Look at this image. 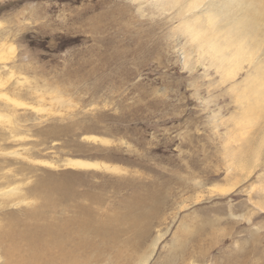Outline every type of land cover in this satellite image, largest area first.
Returning <instances> with one entry per match:
<instances>
[{
	"label": "rangeland",
	"instance_id": "374dc122",
	"mask_svg": "<svg viewBox=\"0 0 264 264\" xmlns=\"http://www.w3.org/2000/svg\"><path fill=\"white\" fill-rule=\"evenodd\" d=\"M142 1L0 0V264H264L252 66Z\"/></svg>",
	"mask_w": 264,
	"mask_h": 264
},
{
	"label": "bare ground",
	"instance_id": "6f19581e",
	"mask_svg": "<svg viewBox=\"0 0 264 264\" xmlns=\"http://www.w3.org/2000/svg\"><path fill=\"white\" fill-rule=\"evenodd\" d=\"M134 1L143 2L142 0ZM106 2H112V0H101L97 6ZM156 2L160 4L156 5V8L160 10L178 6L181 8L180 11L192 13L191 16H195L197 12L202 14L201 19L200 17L194 18L193 23L190 24L192 26L189 29L193 32L191 37L200 42H198L199 47H204L203 54L208 51L207 48H210L209 58L214 56L217 62L219 61L222 65L227 62L226 68L228 65V69L226 70H228L231 79L242 70L245 61L252 66L247 72L246 79L239 85L238 82L236 86L244 87L242 89L246 90L245 106L250 110L261 111L264 114V0H156ZM114 4H118V2H114ZM166 6L168 7L166 8ZM138 10L143 12L141 6ZM186 19L188 18L186 17ZM100 27L104 28L103 25ZM1 42L2 39H0V44ZM3 52L0 50V61L4 60ZM11 75H13L12 72ZM223 76L222 78H224ZM4 84V81L0 79V86H4ZM7 99L11 100L10 96ZM87 138L102 143L108 142L107 139L98 136H88ZM63 165L76 169L106 167L98 161L82 158H66ZM114 169L116 168L114 167ZM18 190V187L7 186L0 188V195L15 194ZM223 191L228 192L229 190L223 189ZM3 232L4 230L0 232V239L7 236V232Z\"/></svg>",
	"mask_w": 264,
	"mask_h": 264
}]
</instances>
